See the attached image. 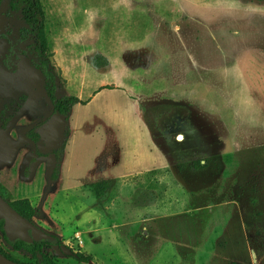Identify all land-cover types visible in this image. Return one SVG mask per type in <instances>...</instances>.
Masks as SVG:
<instances>
[{"label":"rangeland","instance_id":"374dc122","mask_svg":"<svg viewBox=\"0 0 264 264\" xmlns=\"http://www.w3.org/2000/svg\"><path fill=\"white\" fill-rule=\"evenodd\" d=\"M42 1L60 94L90 99L66 120L60 188L53 157L28 134L50 129L54 143L44 77L0 36V110L27 95L0 123L3 190L10 202L29 198L34 222L90 261L60 246L46 254L60 264H264V13L242 0ZM2 32L17 37L20 24ZM117 143L121 176L94 181L98 156L116 160ZM0 248L37 262L1 228Z\"/></svg>","mask_w":264,"mask_h":264},{"label":"trees","instance_id":"16d2710c","mask_svg":"<svg viewBox=\"0 0 264 264\" xmlns=\"http://www.w3.org/2000/svg\"><path fill=\"white\" fill-rule=\"evenodd\" d=\"M4 0H0V6ZM8 6L3 16L6 20H15L20 24V32L17 37L9 38V43L12 48H21L20 44L27 43V49H22L21 52L30 57L32 65L37 68L44 77V87L49 97L53 114L58 113L61 118L68 119L71 114L73 107L77 104H87L90 99L84 100L75 94H60V88L57 82V77L54 71L49 66L48 54L50 53L48 38L46 34L47 15L46 9L42 0H7ZM264 1V0H260ZM6 37V34H2ZM8 39V38H7ZM5 64L6 60H4ZM108 85L100 87L98 91ZM97 91V92H98ZM27 101V95L23 94L18 98H10L5 101L0 110V123L1 128L6 129L10 121L20 111ZM50 121V119H49ZM48 121V122H49ZM31 139L34 141L37 152L40 156L53 157L55 165L51 174V179L56 180L59 178L61 161L66 148L65 141L58 143V145L48 146L46 141L45 133L39 131L38 128H33L28 132ZM70 135V130L65 128V136ZM47 147L46 150L44 148ZM198 166L203 167L204 165L200 162ZM0 192L7 199L8 196L3 190L0 182ZM13 207L20 212L25 218L34 221V217L37 214V209L33 205L29 198H21L11 201ZM0 228L3 231L4 238L7 243L15 250H25L31 253L37 258L36 264H60L53 261L45 252V248L49 246H61V238L56 234H51L49 238L33 239L32 241H26L23 239L11 240L8 238L4 231V220L0 219ZM0 252L5 255L9 260H16L15 258L8 255L2 248ZM80 261L88 262L90 257L83 253H77L75 256ZM21 263V262H19ZM24 264V263H23ZM232 264H243L239 262H233Z\"/></svg>","mask_w":264,"mask_h":264},{"label":"water","instance_id":"95a60500","mask_svg":"<svg viewBox=\"0 0 264 264\" xmlns=\"http://www.w3.org/2000/svg\"><path fill=\"white\" fill-rule=\"evenodd\" d=\"M5 24V19L0 17V26ZM58 113H54L51 121L58 123L60 119ZM63 126L60 133V140L64 128L66 126V120L63 118ZM0 219L4 220V231L9 239H23L26 241H32L33 239L49 238L52 235L39 227L34 221L25 218L20 212H18L10 201H8L0 192ZM62 251L67 255L76 256L77 254L67 245L62 244ZM0 264H23L14 260H9L5 255L0 252Z\"/></svg>","mask_w":264,"mask_h":264},{"label":"crops","instance_id":"0c3cea01","mask_svg":"<svg viewBox=\"0 0 264 264\" xmlns=\"http://www.w3.org/2000/svg\"><path fill=\"white\" fill-rule=\"evenodd\" d=\"M242 1L246 5L253 6L256 9V13L257 14L262 15L264 13L263 3H259L257 1L255 2L253 0H242ZM231 4H233L232 7L234 8V3H231ZM260 30H261V32H264V27L260 26ZM137 109L139 110V106H137ZM71 113H72V111H71ZM69 118H70V116H69ZM148 130H149L150 134L152 135V130H151V128L149 126H148ZM152 137H153V135H152ZM112 150L116 151L115 152L116 153V160H114L113 156L109 157L106 160H103L101 158V156H98L97 161H96V169L95 170H98L99 172L97 174L96 180H94V181H108L109 182L112 178H115L116 176H121V174H119V172H117L115 170V166H117V165H119L121 163V157H120L121 156V152H120L121 150H120L119 144L117 143L116 146H113ZM67 158L69 159V157H68V149L65 150L64 155H63V159L61 161L60 176H59L58 179L53 180V183L58 184V187H60V188H62V186H63V183H62L63 182L62 170H63V167H64L65 163L67 162ZM143 170L144 169H138L137 172H142ZM83 183L84 182H81L79 185H81Z\"/></svg>","mask_w":264,"mask_h":264},{"label":"flooded vegetation","instance_id":"af4514ba","mask_svg":"<svg viewBox=\"0 0 264 264\" xmlns=\"http://www.w3.org/2000/svg\"><path fill=\"white\" fill-rule=\"evenodd\" d=\"M1 17H3L4 19H5V17L4 16H1ZM5 23H6V19H5ZM5 25V24H4ZM4 25L3 26H0V36L1 37H3L2 36V34H6V37L8 38L7 40H8V42H9V35H8V33L7 32H2V30L4 29ZM5 38V37H4ZM27 43H29V41L28 42H26V43H22V44H20V47L21 48H16L17 50H19L20 51V53H21V55H25V54H23L22 52H21V50L22 49H24V50H26L27 49ZM15 49V50H16ZM16 55V54H15ZM25 56H27V55H25ZM28 57V56H27ZM53 116V115H52ZM52 118V117H51ZM51 118H50V121H51ZM62 121H63V118H61L60 117V119H59V122L56 124V123H53L52 121V123H53V126H54V132H53V138H52V141L54 142L53 144L56 146V145H58V143H59V141H60V133L61 132H56V130L57 129H59L60 128V131H61V129H62V126H63V124H61L62 123ZM49 127L51 126V124L49 123V125H48ZM49 132H50V129H49V131H48V133H46L45 132V136H46V141H47V144H48V146H52L51 145V139H50V135H49Z\"/></svg>","mask_w":264,"mask_h":264},{"label":"bare ground","instance_id":"6f19581e","mask_svg":"<svg viewBox=\"0 0 264 264\" xmlns=\"http://www.w3.org/2000/svg\"><path fill=\"white\" fill-rule=\"evenodd\" d=\"M182 138V137H181Z\"/></svg>","mask_w":264,"mask_h":264}]
</instances>
